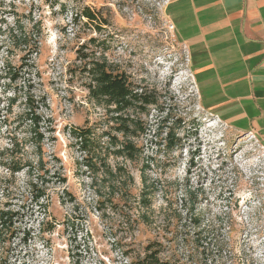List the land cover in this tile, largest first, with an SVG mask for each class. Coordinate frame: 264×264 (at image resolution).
I'll list each match as a JSON object with an SVG mask.
<instances>
[{
  "label": "rangeland",
  "instance_id": "rangeland-1",
  "mask_svg": "<svg viewBox=\"0 0 264 264\" xmlns=\"http://www.w3.org/2000/svg\"><path fill=\"white\" fill-rule=\"evenodd\" d=\"M171 1L0 0V21L11 25L18 18L30 27L40 20L42 25L34 81L54 129L46 150L59 158L66 179L48 186L45 212L33 206L35 212L12 228L3 244L7 264H132L152 242L173 264H264V143L252 130L233 127L208 109L188 49L166 14ZM84 6L107 20L100 31L82 16ZM90 38L95 43L89 44ZM1 40L0 61L7 50ZM80 53L104 57L136 84L155 90L163 113L150 111L149 123L166 113L169 124L185 123L178 132L181 147L156 152L146 143V174L156 187L149 224L138 218L143 209L136 204L141 161L124 162L134 185L127 201H116L115 207L99 202L89 174L77 170L80 153L67 130L102 113L86 99L87 80L73 73ZM8 55L15 63L19 52ZM19 110L14 107V114ZM7 139L1 130L0 149ZM26 181L23 172L11 178L0 169V202L7 194L25 193ZM3 185L8 187L4 195ZM192 205L198 227L190 221Z\"/></svg>",
  "mask_w": 264,
  "mask_h": 264
},
{
  "label": "trees",
  "instance_id": "trees-1",
  "mask_svg": "<svg viewBox=\"0 0 264 264\" xmlns=\"http://www.w3.org/2000/svg\"><path fill=\"white\" fill-rule=\"evenodd\" d=\"M81 14L96 31L107 24L105 18L88 6L82 7ZM0 38L7 45L6 57L0 61V102L5 101L0 107V116L3 113L0 131L4 130L8 138L6 146L0 149V169L11 178L22 172L27 177V191L20 192V196L9 198L5 193L8 187H2V195L7 194V199L0 202V264H7L3 244L13 233L12 228L35 212L33 206L45 212L48 186L64 183L66 179L59 170V158L46 150L47 143L53 140L54 129L50 117H45L49 108L47 100L36 93L34 81L38 71L33 56L38 55L43 39L40 20L32 21L30 27L18 18L11 25L1 20ZM88 42L95 43V39L90 38ZM10 51L19 52L15 63L9 58ZM78 60L80 65L73 73L80 72L87 80L84 83L86 99L102 113L95 121L85 120L67 130L71 145L80 153L76 160L77 170L89 174L99 202L106 201L115 207L116 201H127L130 187L134 185V178L124 162L141 161L142 189L136 204L143 209L138 218L149 224L156 187L153 181L148 182L146 174L150 168L145 156L146 143L154 146L156 152H170L181 147L182 137L178 132L185 123L178 119L169 124L168 113L149 123L150 111L163 113L155 90L136 84L126 73L108 64L104 57L88 59V54L80 53ZM17 106L20 110L14 114ZM148 137L150 139L146 140ZM189 215L193 227L200 226L194 205ZM155 244L145 245L143 256L132 264H173L161 258V250Z\"/></svg>",
  "mask_w": 264,
  "mask_h": 264
},
{
  "label": "crops",
  "instance_id": "crops-1",
  "mask_svg": "<svg viewBox=\"0 0 264 264\" xmlns=\"http://www.w3.org/2000/svg\"><path fill=\"white\" fill-rule=\"evenodd\" d=\"M166 14L208 109L264 143V0H173Z\"/></svg>",
  "mask_w": 264,
  "mask_h": 264
}]
</instances>
